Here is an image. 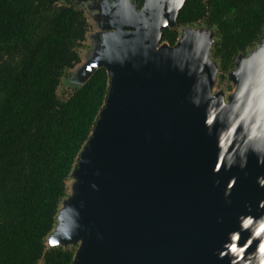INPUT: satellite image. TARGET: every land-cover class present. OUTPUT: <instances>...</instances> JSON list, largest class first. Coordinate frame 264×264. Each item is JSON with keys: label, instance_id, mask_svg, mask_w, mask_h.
Returning <instances> with one entry per match:
<instances>
[{"label": "water", "instance_id": "95a60500", "mask_svg": "<svg viewBox=\"0 0 264 264\" xmlns=\"http://www.w3.org/2000/svg\"><path fill=\"white\" fill-rule=\"evenodd\" d=\"M183 1L158 18L156 1L144 0L133 22L111 35V56L79 75L80 85L104 66L108 93L70 173L77 193L56 226L91 239L72 264H264V49L236 57L227 72L236 89L224 104L211 93L215 71L207 66L213 28L185 25L174 44L160 43L163 28L179 26ZM124 45L129 55L113 57ZM159 49L194 80L195 93L183 90L181 76L178 95L163 103L142 91L155 78H140V54L148 60ZM127 92L140 93L143 119L126 106ZM57 238L49 246H63Z\"/></svg>", "mask_w": 264, "mask_h": 264}, {"label": "trees", "instance_id": "16d2710c", "mask_svg": "<svg viewBox=\"0 0 264 264\" xmlns=\"http://www.w3.org/2000/svg\"><path fill=\"white\" fill-rule=\"evenodd\" d=\"M200 22L214 29L211 55L224 76L264 31V0H184L176 23ZM88 30L77 0H0V264H72L74 248L45 237L108 93L100 66L57 94ZM177 37L165 27L160 42Z\"/></svg>", "mask_w": 264, "mask_h": 264}, {"label": "rangeland", "instance_id": "374dc122", "mask_svg": "<svg viewBox=\"0 0 264 264\" xmlns=\"http://www.w3.org/2000/svg\"><path fill=\"white\" fill-rule=\"evenodd\" d=\"M62 1V0H60ZM81 1V0H79ZM152 1V0H151ZM156 1V13L155 15L159 18L162 17L163 14H166L171 10V4L173 0H154ZM85 6L80 5L86 16L88 17L89 30L86 34V39L84 41V46L79 49L80 52V61L69 71V74L63 76L61 78V82L57 88V94L59 97H65L67 93L72 89L73 86L79 85L80 74L84 75L90 72V70L99 64V62L111 56V53H107V51L112 46V38L111 35L118 36V25L120 27H124L126 23L133 22L135 11L141 8V5L136 7L137 0H83ZM143 3V2H142ZM147 12V11H145ZM149 14V12H147ZM141 18L144 20L147 25H149V29L153 28V21L150 18V14ZM146 25V26H147ZM115 26V27H114ZM188 26V25H186ZM192 28L197 29L198 31H203L202 29L206 28L203 23H194L189 24ZM169 27H175L178 31V37L181 34L183 25H173ZM152 30L151 32H153ZM191 37H186V35L182 33L180 37V43L182 42L183 46L189 43ZM163 42V41H162ZM161 43V42H160ZM159 43H157L158 45ZM187 46V45H186ZM124 51L116 50L113 53V57L120 56L123 58L128 56L130 53V45H124ZM264 49V31L260 36L258 42H256L251 47H248L246 52L244 53V59H248L252 54L256 53L259 49ZM142 51V50H141ZM140 52V51H139ZM147 53V52H146ZM159 56L152 57L150 59H146L143 57V52L140 54V61L143 62V66H147V69L143 70V74L140 75V78L147 79L150 73L154 76L155 82L153 85L149 86V90L147 92V87H143L142 91L145 94H148L151 97L152 102L155 100L156 95L161 98L162 103L165 101V98H174L178 95L177 86L179 85L181 76V81L184 82L185 87L183 90L186 92H191V94L195 93V86L193 83V79L188 75H183L182 70L179 66L174 62V57L169 56L166 51L159 49ZM209 63L207 64L210 72L215 71L214 73V82L211 87V93L214 95H221L224 104H227L234 95L236 89V83L233 79L232 74L224 73V76H221L219 68L217 71L218 59L214 58L212 55L209 56ZM132 62V59L130 58ZM132 64V63H131ZM135 65V64H134ZM78 69V70H77ZM238 69V67H237ZM237 69L235 71H237ZM191 70L192 69H188ZM180 71V74L179 72ZM217 71V72H216ZM187 72V71H185ZM183 75V76H182ZM132 76V75H131ZM192 79V80H191ZM179 82V83H178ZM180 89V88H179ZM127 90L129 91L128 87ZM192 90V91H191ZM125 104L130 108L131 111H142L143 107L141 104L140 93L137 95L127 92L125 94ZM148 109V103H147ZM153 114V111H151ZM140 115V119H143V111ZM139 117V115H138ZM83 150V149H82ZM81 155V154H80ZM80 157V156H79ZM78 163V159H77ZM73 170V169H72ZM77 175L72 173L66 181V195L61 199L59 204V212L57 218L55 220L54 226L52 230L45 237V245L49 246L53 243L57 238L60 240L58 242L62 243L63 246L73 247L74 250L79 247H86L91 243V239H87L83 241L79 239L78 232H74V235L69 234L66 228L62 229L61 232L56 233V226H58L60 221V215L64 207L69 203L70 199L74 197L77 193Z\"/></svg>", "mask_w": 264, "mask_h": 264}, {"label": "flooded vegetation", "instance_id": "af4514ba", "mask_svg": "<svg viewBox=\"0 0 264 264\" xmlns=\"http://www.w3.org/2000/svg\"><path fill=\"white\" fill-rule=\"evenodd\" d=\"M138 2L136 3V7H138L139 8V6L142 4V2L144 1V0H137ZM76 2V1H75ZM83 2V0H81V1H79V0H77V3L78 4H80V3H82ZM84 3V2H83Z\"/></svg>", "mask_w": 264, "mask_h": 264}, {"label": "crops", "instance_id": "0c3cea01", "mask_svg": "<svg viewBox=\"0 0 264 264\" xmlns=\"http://www.w3.org/2000/svg\"><path fill=\"white\" fill-rule=\"evenodd\" d=\"M80 5H82V6H85V4L82 2V3H80ZM88 18V17H87Z\"/></svg>", "mask_w": 264, "mask_h": 264}]
</instances>
